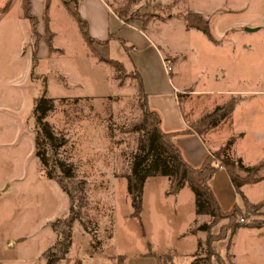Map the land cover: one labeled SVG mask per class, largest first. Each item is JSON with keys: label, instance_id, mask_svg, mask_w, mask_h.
I'll use <instances>...</instances> for the list:
<instances>
[{"label": "rangeland", "instance_id": "obj_1", "mask_svg": "<svg viewBox=\"0 0 264 264\" xmlns=\"http://www.w3.org/2000/svg\"><path fill=\"white\" fill-rule=\"evenodd\" d=\"M105 1L128 23L139 20L135 23L139 30L141 16L150 12L161 18L196 9L205 12L215 44L177 18L167 22L155 18L152 30L148 27L144 34L156 38L150 42L174 59L169 78L174 89L184 84L179 99L189 125L235 102L231 116L201 135L210 147L215 143L221 148L234 139L244 162L261 161L264 56L259 61L258 45L264 47V35H246L242 26L264 12V0ZM6 2L0 0V253L16 258L18 264H46V255L53 257L56 251L58 223L69 211V195L48 176V167L37 155L40 148L53 158L51 166L59 175L72 168L86 200L71 227L69 252L58 264H209L204 261L207 233L199 226L212 217L201 215L192 223L189 210L185 205L181 209V193L171 191L169 176L146 179L140 217L133 215L127 175L141 148L143 131L135 126L144 114L143 94L133 75L137 42L127 40L126 50L123 32L111 39V56L127 67V73L120 74L91 54L63 1L52 0V45L42 18L43 39L33 70L35 37L23 17L22 0H14L10 10L1 13ZM40 3L45 8V0H33L36 12L44 9ZM45 88L52 108L39 122L36 98ZM44 123L54 139L43 136ZM236 173L248 175L243 170ZM252 191L251 195L257 194V185L251 186ZM244 211L250 218L247 222H263L264 205ZM225 224L223 220L213 225L211 232L218 234ZM237 237L236 258L243 264L248 260V237ZM224 252L222 257L231 264ZM212 264H219L215 257Z\"/></svg>", "mask_w": 264, "mask_h": 264}, {"label": "trees", "instance_id": "obj_2", "mask_svg": "<svg viewBox=\"0 0 264 264\" xmlns=\"http://www.w3.org/2000/svg\"><path fill=\"white\" fill-rule=\"evenodd\" d=\"M52 0H45V8L43 20L45 23V32L48 35L49 45H52V38L54 33L50 28V15L49 9ZM66 9L71 13V15L77 21L79 30L82 33L87 46L91 54L96 57L100 62L106 63L114 69L120 71V74L127 73L126 65L114 59L111 56V39L110 38L101 40L91 36L89 32V23L84 19L79 9H77V0H62ZM14 0H7L5 6L1 9V13H5L10 10ZM23 7V17L28 19L31 25V31L35 37L34 50H33V60L32 69L34 70L39 62V46L43 39V34L39 29L40 19L37 15L33 13V4L31 0H22ZM121 17V16H119ZM188 28H196L202 31L211 41H215L212 34V29L209 21L198 12L189 11L185 13L177 14ZM122 18V17H121ZM143 18L144 25H148L155 18H160L166 20L168 18H161L158 14L150 12L141 16ZM125 48L128 50L129 46L126 44V40L121 39ZM52 50V47L51 49ZM166 59H170L169 56ZM133 75L138 80L139 89L143 94V107L144 114L139 123L135 126L136 131H143V137L141 140L140 151L136 154L132 164L131 173L127 175L128 179V190L132 197L133 204V215L135 217H140L142 211V197L143 188L145 181L150 176L155 175H167L171 178V191L173 193H178L187 183L191 186L192 190L196 195V214L197 216L209 215L212 217V221L207 224H202L199 229L207 233V238L205 244L207 246L208 255L204 258L205 262L212 264V257H215L219 264H227L222 255L218 252L215 243L221 239L228 236L229 232L234 234L236 229L244 225L241 223L240 219L244 218L250 219L245 211H243L238 205H234L230 210H223L217 196L215 195L210 181L216 172L225 168L229 173L231 180L244 201L245 208L254 209L258 206L264 205V199L258 203H249L241 187L245 184L255 183L258 180L257 173L260 168L264 166V161H261L251 167H247L242 163L241 159L235 160L230 156V150L235 142L234 139L228 141L219 150L212 152L207 156L205 161L200 167H195L191 165L182 155L181 149L175 142V137L180 132H165L161 128V117L156 111H153L148 106L147 95L144 91L143 79L140 72L135 68L133 69ZM236 107V103L228 104L227 106L217 107V109L206 115L203 120L191 126V129L187 130L190 132H197L201 134L205 129L210 126H216L221 119L231 116L232 112ZM52 108L49 98L47 97V90L36 98V109L35 113L38 115V121H42L47 112ZM223 110V111H222ZM45 132L42 133L47 139H54V134L50 130V127L45 123L43 124ZM41 136V133L39 134ZM45 138L40 142L44 145ZM39 145V144H38ZM37 155L41 157L42 162L48 167V176L50 178H55L60 186L69 195V211L66 216L59 221V232L56 242V251L53 253V257L50 254L46 255V264H58L61 260L65 259L69 252V247L71 245V227L73 223L79 219L80 212L85 205V195L83 188L80 183L74 179L73 171L71 167L65 168V175H59L56 170L51 166L53 158L44 152H41L40 148ZM219 160L220 166H215L214 162ZM237 170H243L247 172V176H242L237 172ZM226 220L227 224L222 225L220 232L218 234H213L211 228L213 225ZM260 226L261 221L250 220L245 225ZM227 258L231 260V256L228 255ZM231 264H234L231 262Z\"/></svg>", "mask_w": 264, "mask_h": 264}, {"label": "crops", "instance_id": "obj_3", "mask_svg": "<svg viewBox=\"0 0 264 264\" xmlns=\"http://www.w3.org/2000/svg\"><path fill=\"white\" fill-rule=\"evenodd\" d=\"M31 1L33 4V0ZM77 1L79 4V12L81 16L86 19L89 23V32L91 36L97 39L105 40L110 38L111 35H113V38H115L119 32H123L126 44L128 42L127 40L137 42L135 43L136 47H134L137 54H134V61L133 58L132 61L135 65V68L140 72L142 76L144 91L147 95L149 108L160 114L161 128L163 131L180 132L175 137V142L181 149L183 157L191 165L195 167H200L207 158V156L211 154L212 151L215 152L216 150H218L220 146H217L215 143H213L212 145L211 143L212 147H210V144L203 138L201 134L197 132H187V130L191 129V126L189 125V122L185 117L182 101H180L179 99V92L183 91L184 84L182 85L181 89H174V86L169 78L170 74L166 71L164 66V59L167 56L153 42H150L151 40L153 41L156 38L151 35H148L147 33L146 34L148 36L144 34L145 32H147L148 27L152 30L151 25L153 20L146 26L143 22H141L143 23V25L141 26L142 30H139L135 25V23L140 22L139 20L128 23L129 21H126L123 18L116 16L105 0ZM39 5H42L44 8L43 3H40ZM217 7L218 6H216V8ZM244 10L246 9L244 8ZM194 12H198L204 17L207 16L205 12L200 9H196L194 10ZM33 13H36L35 15H37L39 19H42L44 15V9H42L41 7V9L36 12V9H34L33 5ZM173 18L181 20L180 18L172 14L171 17L166 19L164 22H167ZM263 22L264 12H261L256 19H253L252 22H247L242 26L243 33L250 36L255 35V33L259 32L263 33L264 35ZM184 25L185 27H187L185 23ZM129 27H132L134 30H127L126 28ZM156 30V33L158 34V29ZM212 34L213 36H215L213 32ZM127 36L131 37L128 38ZM211 42L215 44L213 41ZM138 43L143 46L142 49L138 47ZM258 46V52L260 55L259 61H262L264 56V47L261 45ZM168 56L172 61V64H174V59L172 58V56H170V54ZM259 133L264 134V127L261 126L259 128ZM235 147L236 146L233 144L230 150V154L234 158L241 159L243 164L247 167L254 165L251 163L248 164L244 162V159L241 156V152L237 151V148ZM261 161H264V157ZM261 161H258V163ZM257 174V182L245 184L241 187V191L243 192L249 203L253 204L258 203L264 199V166L259 169ZM210 185L215 195L217 196L218 201L223 210L227 211L232 209L234 205H238L244 211V201L238 194L231 180V177L225 168H221L216 172V174L210 181ZM252 185H257L256 195H251L254 194V191L251 192ZM180 193L181 209H183L185 205V207L191 213L189 219H191L192 222L195 217H199L196 214V195L188 183L177 193V195ZM258 194L259 197L256 198ZM242 234H245L248 237V245L245 247V252H247L246 257L248 258V260L245 261L243 264H264V220L260 226L244 224L239 226L234 234H231L229 232L226 238L221 239L217 242L218 252L223 255L225 253L224 251H226V254L231 256L232 262L234 264H241L237 261L236 258L235 252H237V242H234V239L236 236L239 237ZM10 243L11 242H9V244L7 243L8 247H10V245L12 246V243ZM16 260V258L9 257L5 254L0 253V264H18L15 262Z\"/></svg>", "mask_w": 264, "mask_h": 264}, {"label": "built area", "instance_id": "obj_4", "mask_svg": "<svg viewBox=\"0 0 264 264\" xmlns=\"http://www.w3.org/2000/svg\"><path fill=\"white\" fill-rule=\"evenodd\" d=\"M164 66H165V69H166V71L168 73L173 70V64H172V62L169 59H166V58L164 59ZM214 164H216V166H219L220 165V162L217 161ZM240 222L247 223V221L244 220V218H241V221Z\"/></svg>", "mask_w": 264, "mask_h": 264}]
</instances>
